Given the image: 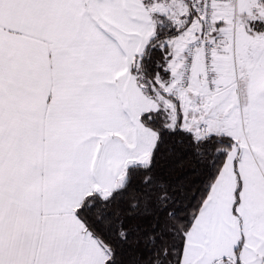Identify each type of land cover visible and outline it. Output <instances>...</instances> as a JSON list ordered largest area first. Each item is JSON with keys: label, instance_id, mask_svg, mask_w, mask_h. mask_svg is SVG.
<instances>
[{"label": "snow or ice", "instance_id": "snow-or-ice-1", "mask_svg": "<svg viewBox=\"0 0 264 264\" xmlns=\"http://www.w3.org/2000/svg\"><path fill=\"white\" fill-rule=\"evenodd\" d=\"M0 264H264V0H0Z\"/></svg>", "mask_w": 264, "mask_h": 264}]
</instances>
